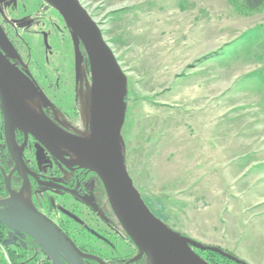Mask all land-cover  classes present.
Returning a JSON list of instances; mask_svg holds the SVG:
<instances>
[{
	"label": "rangeland",
	"instance_id": "1",
	"mask_svg": "<svg viewBox=\"0 0 264 264\" xmlns=\"http://www.w3.org/2000/svg\"><path fill=\"white\" fill-rule=\"evenodd\" d=\"M20 1L22 14L44 25L22 31L35 78L57 112L78 110L87 133L89 69L77 93L70 30L45 0ZM80 2L128 78L122 140L144 200L173 230L264 264V9L243 14L231 0ZM41 31L52 36L51 52Z\"/></svg>",
	"mask_w": 264,
	"mask_h": 264
},
{
	"label": "flooded vegetation",
	"instance_id": "2",
	"mask_svg": "<svg viewBox=\"0 0 264 264\" xmlns=\"http://www.w3.org/2000/svg\"><path fill=\"white\" fill-rule=\"evenodd\" d=\"M21 5L20 0H0V53L28 79L42 99L25 96L23 103H19L30 113L43 115L53 129L67 136L80 137L86 132L81 130L78 110L74 114L61 109L57 112L59 108L32 72V48L22 31L44 25H39L36 19L41 17L32 19L27 13L23 15ZM39 36L46 52H51V34L41 31ZM22 47L29 50L24 51ZM84 68L90 69L87 57L78 79L74 70L76 92L85 85ZM89 78L92 82L90 70ZM18 112L0 96V202L23 199L72 241L78 254L73 255L57 246L58 264H147V256L140 253L113 210L98 174L81 167L74 153L61 142L54 144L37 138ZM146 203L157 216L153 206ZM12 208L3 207L4 210ZM0 233L3 242L10 243L4 247L11 264L26 261L55 264L29 235L12 232L1 223Z\"/></svg>",
	"mask_w": 264,
	"mask_h": 264
},
{
	"label": "water",
	"instance_id": "3",
	"mask_svg": "<svg viewBox=\"0 0 264 264\" xmlns=\"http://www.w3.org/2000/svg\"><path fill=\"white\" fill-rule=\"evenodd\" d=\"M45 1L59 13L70 30L77 79L86 57L89 62L92 80L86 111L89 131L80 137L67 136L55 127L53 129L43 115L36 116L27 111L19 102L23 103L25 96L35 99H42V96L0 53V96L4 102L19 110V117L27 122L37 138L54 144L61 142L74 153L81 167L98 174L113 210L140 253L147 256V264H210L199 252H212L237 264H247L220 247L199 243L173 230L152 212L130 176L124 155L122 130L127 114L126 73L100 26L80 0ZM7 206L13 208L4 210L3 207ZM0 223L12 232L32 237L55 264H58L57 246L73 255L78 254L72 241L54 223L19 197L0 202ZM3 245L8 247L10 243L4 241Z\"/></svg>",
	"mask_w": 264,
	"mask_h": 264
},
{
	"label": "trees",
	"instance_id": "4",
	"mask_svg": "<svg viewBox=\"0 0 264 264\" xmlns=\"http://www.w3.org/2000/svg\"><path fill=\"white\" fill-rule=\"evenodd\" d=\"M231 2L236 6L240 7L243 14H252V13H259L264 9V0H231ZM236 2V4H235ZM0 242L3 243V237L0 233ZM206 256V261L210 264H237L227 258H224L216 253L212 252H203ZM203 258V257H202ZM14 261V260H13ZM7 262L4 259L3 254L0 251V264H6ZM14 264H16L14 262ZM20 264V263H19ZM23 264H30V262H24Z\"/></svg>",
	"mask_w": 264,
	"mask_h": 264
},
{
	"label": "crops",
	"instance_id": "5",
	"mask_svg": "<svg viewBox=\"0 0 264 264\" xmlns=\"http://www.w3.org/2000/svg\"><path fill=\"white\" fill-rule=\"evenodd\" d=\"M239 68H241V67H239ZM256 76H257L260 80H262V76H261L260 74H256ZM233 234H234V231L231 230L230 233L228 234V236H229V237H233V236L235 235V234H234V235H233ZM201 242H202L203 244H213L212 241H203V240H202Z\"/></svg>",
	"mask_w": 264,
	"mask_h": 264
},
{
	"label": "built area",
	"instance_id": "6",
	"mask_svg": "<svg viewBox=\"0 0 264 264\" xmlns=\"http://www.w3.org/2000/svg\"><path fill=\"white\" fill-rule=\"evenodd\" d=\"M0 251L3 254L4 258L9 262V264H11V262L8 258L7 252L5 250V247H4L3 243H1V242H0Z\"/></svg>",
	"mask_w": 264,
	"mask_h": 264
}]
</instances>
